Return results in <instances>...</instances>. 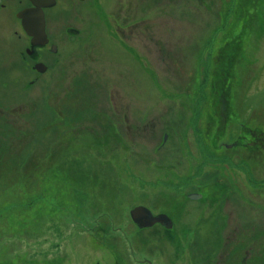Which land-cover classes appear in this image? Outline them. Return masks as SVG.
Here are the masks:
<instances>
[{
	"label": "rangeland",
	"instance_id": "1",
	"mask_svg": "<svg viewBox=\"0 0 264 264\" xmlns=\"http://www.w3.org/2000/svg\"><path fill=\"white\" fill-rule=\"evenodd\" d=\"M244 1L135 0L136 52L90 39L88 56L27 91L30 73L2 59L0 161L19 156L0 177V207L15 206L0 215V264H216L233 230L249 241L245 264H264V154L215 151L208 137L219 78L222 114L236 115L221 143L240 125L264 132V0L252 17ZM114 9L98 14L111 36ZM60 67L70 81L53 78ZM139 206L169 214L171 230H138Z\"/></svg>",
	"mask_w": 264,
	"mask_h": 264
},
{
	"label": "flooded vegetation",
	"instance_id": "2",
	"mask_svg": "<svg viewBox=\"0 0 264 264\" xmlns=\"http://www.w3.org/2000/svg\"><path fill=\"white\" fill-rule=\"evenodd\" d=\"M106 1L109 0H1L0 64L4 57L14 59L13 62L10 63V65H14L12 69H15V65H17L18 69H22V73H30L31 79L25 84L27 91L36 86L42 78H45L48 74H52L51 66L53 70L54 67L60 63V60L65 58L68 60L76 56L79 57L85 51L86 56H88L90 39L103 41L105 38H108L113 44L114 39H117L125 46L127 45L123 53L132 54L136 52L137 46L132 44L136 41L134 40V36L136 37V35H134L133 32L138 24H145V22L141 21L140 23H135V20L132 19V8L130 6L135 0H114V11L117 15L115 16L116 19L112 20L113 36L110 35V32L106 31V27H103V25L107 23L104 17L102 16L100 18L98 15H104L103 11ZM128 5L130 8H128ZM31 12L34 14L33 19L26 18L24 20L20 17V15L24 13ZM95 16H98V18H95ZM239 19H241V17H239ZM147 21L149 20H146V22ZM108 27L111 28V26ZM228 37L229 36H225L226 40ZM237 38L236 41L232 43H236ZM99 43L101 44V42ZM111 43H107V45ZM229 43L230 42H227V44ZM219 64H216L214 69L218 68L223 71L222 63ZM7 68L9 69V66H7ZM60 71H63V68L60 67L53 78L58 75L60 78L59 81H63L65 78L70 81L67 75L65 73L61 74ZM43 82L44 81L40 82V84ZM224 85L223 83L219 91V83H216L218 94L216 95L218 98L216 99V96L212 95L214 96L215 102L211 101L209 105L211 114L210 122L212 126V131L209 135L211 147L215 151L226 149L227 152H231L232 149H239L248 154H264V132L258 127L250 128L247 125H240L235 140H233L231 144L221 143L224 139L226 127L229 124H233L235 122L233 118H236L233 116L234 114L232 112L228 115L229 117H224L222 114L224 105L223 102L220 101V94L225 88ZM210 87H215V85L212 84ZM59 124L62 125V122H59ZM213 125L217 127L214 128ZM221 127H223L222 135L219 136L218 133L220 129H222ZM114 133H117L116 130H114ZM229 133L230 130H228V136H230ZM77 135L79 134L77 133ZM74 137L76 139V134ZM227 146L232 147L227 148ZM16 159H18V155L17 158L13 160ZM5 161L3 168H5L9 162V164H12L10 160ZM28 179H22L21 181H27ZM151 214L153 216L166 215L172 222V218L169 214L154 215L153 212H151ZM155 227L165 229L159 224L149 229ZM237 234V230L231 232L228 238L229 242L225 244L226 247L221 250L223 252L220 251L218 253L219 260L216 264L246 263L249 250L246 249L247 246L245 245H247L249 241L243 238L240 239ZM230 241L233 242L230 243ZM263 243L264 241L262 239L261 244ZM250 244H252V242H250Z\"/></svg>",
	"mask_w": 264,
	"mask_h": 264
},
{
	"label": "water",
	"instance_id": "3",
	"mask_svg": "<svg viewBox=\"0 0 264 264\" xmlns=\"http://www.w3.org/2000/svg\"><path fill=\"white\" fill-rule=\"evenodd\" d=\"M1 2V0H0ZM22 19H33L34 14L24 13L20 15ZM227 148H231V146H227ZM201 197L199 195H192L188 199L189 200H198ZM130 218L132 222L137 226L138 229H149L157 224L163 226L165 229L169 230L172 228V222L168 219L166 215H157L153 216L151 212L145 207H136L130 212Z\"/></svg>",
	"mask_w": 264,
	"mask_h": 264
},
{
	"label": "bare ground",
	"instance_id": "4",
	"mask_svg": "<svg viewBox=\"0 0 264 264\" xmlns=\"http://www.w3.org/2000/svg\"><path fill=\"white\" fill-rule=\"evenodd\" d=\"M235 44V43H234ZM238 44V43H237ZM231 45V44H230ZM236 46V45H235ZM236 52H238V46H237V50H236ZM226 67H228V65L226 66ZM231 68H229L227 71H226V74L227 75H229V70H230ZM226 70V69H225ZM228 79V78H227ZM229 80V79H228ZM211 88V87H210ZM216 90V87H212V91H215ZM227 94V93H226ZM213 94H211V90H210V98H211V100L210 101H214L215 102V99H214V96H212ZM212 96V97H211ZM215 96H216V94H215ZM227 96V97H226ZM217 97V96H216ZM229 97V95H225L224 97H222V98H220V101H222L223 102V105H224V108L222 109V112L224 113L225 111H226V103H228V104H230V101L227 99ZM218 98V97H217ZM218 104V103H217ZM233 108H231L230 106L228 107V111L229 112H232L233 110H232ZM233 113V112H232ZM234 114V113H233ZM234 117H236V115L234 114L233 115ZM56 126V130H58V127H57V125H55ZM213 127L214 128H216L217 126L216 125H213ZM222 128V127H221ZM218 135L219 136H221L222 135V130H221V133H218ZM209 137V136H208ZM4 141L5 139H4V137H3V135H2V133H0V141ZM74 142V141H73ZM19 156V155H18ZM0 160H1V158H0ZM17 160V159H16ZM16 160H13V161H11L12 162V164H9V165H14L16 162ZM3 161V160H2ZM1 162V161H0ZM4 163L5 162H1V165H0V167H1V171L2 172H5L6 171V169L5 168H3V166H4ZM9 176H12V175H10L9 174ZM7 179H9V178H7ZM16 179H21L20 177H17ZM18 182H20V181H18ZM22 183H23V185L24 184H26V182L25 181H22ZM30 188H27L28 189V192H31V191H34V192H36V189L34 188V183H32V182H30ZM23 189V188H22ZM23 196V195H22ZM4 198V197H3ZM30 202H32V201H30ZM34 202V201H33ZM7 204H6V202H4L2 205H1V207H0V215L1 214H3L4 212H6L8 215L15 209V206L14 207H8V206H6ZM17 205V204H16ZM28 206H30V203L29 204H26L25 206H21L20 205V207H19V205H18V208L19 209H23V207H24V210H25V208L26 207H28ZM170 221H171V219L170 218H168ZM21 221V220H20ZM18 225H19V222H18ZM171 229H169V230H167L166 232H168V231H170ZM51 239H49V241H50ZM40 245H42L41 243H39Z\"/></svg>",
	"mask_w": 264,
	"mask_h": 264
},
{
	"label": "trees",
	"instance_id": "5",
	"mask_svg": "<svg viewBox=\"0 0 264 264\" xmlns=\"http://www.w3.org/2000/svg\"><path fill=\"white\" fill-rule=\"evenodd\" d=\"M257 3H258V0H245L244 2L241 3V5H242V8H243V7L245 8V6L247 5L248 9L250 10V12L248 13V16L252 17V16H253V13L257 10V6H258ZM241 5H240V6H241ZM242 8H240L239 11H238V13L235 15V16H237L238 18H239V17H242V16H245V14H243L245 9H243V11H242ZM254 17H255V16H254ZM230 43H232V42H230ZM232 44H234V43H232ZM224 73H225V71H224ZM221 80L223 81V79H220V78H219V82H220V83H219V87H218V88H219V91L221 90V87L223 86ZM216 94H217V92H216ZM217 95H218V94H217ZM220 96H221V98L225 96V94H224L223 91L221 92ZM10 139H12V138H10ZM10 147H11V145H10ZM10 147H3V146L0 145V150H2L4 153H8V152L11 151V150L9 149ZM16 156H17V155H16ZM0 157H1V155H0ZM2 173L6 174L7 172H6V171H5V172H2V171L0 170V177L3 175ZM0 179H1V178H0ZM238 246L244 247V246H242V245H238Z\"/></svg>",
	"mask_w": 264,
	"mask_h": 264
}]
</instances>
